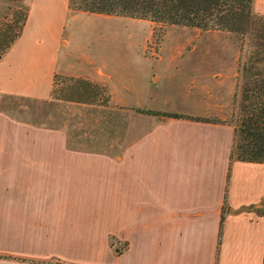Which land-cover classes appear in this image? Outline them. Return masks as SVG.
Wrapping results in <instances>:
<instances>
[{"label": "crops", "instance_id": "crops-1", "mask_svg": "<svg viewBox=\"0 0 264 264\" xmlns=\"http://www.w3.org/2000/svg\"><path fill=\"white\" fill-rule=\"evenodd\" d=\"M25 3L0 55V102L46 99L58 75L88 79L126 108L131 135L118 152L72 147L63 126L0 104V264H264V162L229 156L236 55L215 91L203 60L179 49L89 54L72 39L76 22L115 14ZM251 11L264 14V0Z\"/></svg>", "mask_w": 264, "mask_h": 264}, {"label": "rangeland", "instance_id": "rangeland-1", "mask_svg": "<svg viewBox=\"0 0 264 264\" xmlns=\"http://www.w3.org/2000/svg\"><path fill=\"white\" fill-rule=\"evenodd\" d=\"M17 2L0 0V21ZM253 12V11H252ZM255 13V12H253ZM74 34L82 50L89 54L132 56L179 54L202 59L199 70L215 91H222L233 81L237 47L232 36L221 30L201 31L196 27L159 24L149 19L117 15L114 18H92L75 23ZM149 29L144 53L142 42ZM131 41V45L125 42ZM73 76L58 75L50 96L33 99L4 95L1 107L11 115L45 125H61L67 131L72 147L118 152L131 133L126 132V110L94 106L76 101L90 86ZM103 95L102 92L99 97ZM234 121V115L228 118Z\"/></svg>", "mask_w": 264, "mask_h": 264}, {"label": "trees", "instance_id": "trees-1", "mask_svg": "<svg viewBox=\"0 0 264 264\" xmlns=\"http://www.w3.org/2000/svg\"><path fill=\"white\" fill-rule=\"evenodd\" d=\"M12 1L17 2V7L0 21V55L19 35L27 14L25 0ZM251 3L252 0H68L72 10L144 18L159 24L196 27L201 31L228 32L237 47L231 114L235 119L233 122L225 120L233 124L229 156L264 162V14L253 13ZM73 79L90 86L82 92L85 96L76 101L126 109L109 104V94L104 85L80 77ZM101 92L103 95L99 97ZM136 111L161 114L142 108H136ZM162 114L180 116L169 112Z\"/></svg>", "mask_w": 264, "mask_h": 264}]
</instances>
